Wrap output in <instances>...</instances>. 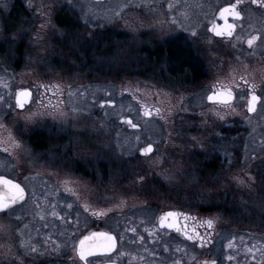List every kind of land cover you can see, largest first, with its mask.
Returning <instances> with one entry per match:
<instances>
[{
    "label": "flooded vegetation",
    "instance_id": "1",
    "mask_svg": "<svg viewBox=\"0 0 264 264\" xmlns=\"http://www.w3.org/2000/svg\"><path fill=\"white\" fill-rule=\"evenodd\" d=\"M140 2L143 8H154L160 3L159 9L174 15L208 16L206 33L217 43L215 53L222 58L216 55L218 61L210 73L206 65L193 60V69L198 74L192 84L183 85L193 87L201 84L200 81L210 82L207 98L212 94L214 101L208 102L209 105L227 114L219 119L222 127H264V8L244 0L236 9L241 13L239 18L231 13H225L222 18L221 9L235 4L236 0ZM15 11L13 16L25 15L20 7ZM229 25L234 26L232 36L227 35ZM212 28L225 34L216 36ZM6 35L2 43H8ZM253 36L257 39L249 46L248 40ZM18 90L13 105L0 103V176L20 184L26 198L12 205L15 212L11 218L0 213V264H204L205 261L218 264L219 251L240 249L238 244L227 248L228 240L223 236L227 238L224 231L230 229L228 223L242 219L222 210L220 201L224 194V207H231L228 195H234V191L226 188L230 186V170L239 165L238 161L231 162L232 156L239 159V153L222 149L211 152V160L219 166L209 183L202 180L196 168L194 174L199 182L196 184L182 185L169 173L161 178L154 175L148 185H138L131 170L119 168L118 142L114 140L111 152H105L102 136H94L89 126L60 125L49 120L26 131L22 114L30 106L34 91L31 89L30 104L19 109L15 106ZM253 93L259 100L255 111L249 112ZM140 129L139 126L135 130ZM118 130L117 126L114 132L118 134ZM105 141L103 144L108 146L109 142ZM227 144L230 146L229 139ZM199 154L194 153L189 161L197 165L194 157ZM224 175L227 177L222 180ZM138 189L142 194L137 195ZM151 190L162 191L164 203L153 201ZM202 191L208 196L204 197ZM217 191L220 192L216 194ZM5 193L10 195L9 189L0 184V196ZM170 212L174 215L168 216ZM217 214L230 222L221 227ZM209 220L211 227L207 224ZM249 235L248 254L256 259L261 257L258 261L261 264L264 247L260 245H264V239L261 235ZM106 236L113 240L109 242ZM200 238L204 239L203 245ZM81 241L86 252L91 251L85 260L79 257ZM108 243L113 244L110 251L105 250ZM30 247L36 251L32 252Z\"/></svg>",
    "mask_w": 264,
    "mask_h": 264
},
{
    "label": "rangeland",
    "instance_id": "2",
    "mask_svg": "<svg viewBox=\"0 0 264 264\" xmlns=\"http://www.w3.org/2000/svg\"><path fill=\"white\" fill-rule=\"evenodd\" d=\"M136 6L142 9L134 10ZM18 7L24 9L25 15L13 16ZM159 7L160 3L154 8H143L140 0H31V6L29 0H9L6 10L0 8V96L4 98L0 103L13 105L18 89H32L33 100L22 114L26 131L49 120L60 125L89 126L94 136H102L103 143L109 142L108 146L102 143L105 152H111L114 140L118 142L119 168L131 170L138 185H148L154 175L161 178L169 173L182 185L196 184L199 182L194 170L198 167L189 161L194 153L210 155L221 149L237 152L241 156H232L231 162L238 161L239 165L230 170V186L226 185L235 196L228 195V204L237 205L242 211L245 209L241 203L257 206L264 197V127H222L219 119L227 114L207 102L209 81L191 87L182 81L179 84L181 79L176 74V79L168 73L162 77L164 62L156 66L145 63L140 68L136 65V57L143 49L162 45L171 47L173 52H187L194 62L206 65L209 73L218 61L217 43L206 33L207 15H174ZM192 32L198 35L193 36ZM6 33L8 43H2ZM106 34L120 36L117 43L124 47L122 57L118 54L95 59L93 52L86 51L87 57L80 64L69 58L65 49L72 38L75 46H69V50L78 51L81 45L93 44L91 48H95L96 42L90 40H99ZM90 67H96L95 71ZM147 68L151 72L143 75L141 70ZM128 117L141 129L120 122ZM117 126L118 134L114 132ZM148 143L155 150L142 157L139 149ZM208 181L207 178L205 182ZM151 191L153 201L164 203L162 191ZM137 192L142 194L141 189ZM201 194L208 196L205 191ZM220 201L226 205L224 194ZM221 215L217 214V222L224 227L230 220ZM240 221L228 223L230 229L224 231L227 238L223 236L228 240L227 248L238 244L240 249L219 251L218 264H258L261 257L248 254L251 244L247 237L254 234L264 239V226L253 229Z\"/></svg>",
    "mask_w": 264,
    "mask_h": 264
},
{
    "label": "trees",
    "instance_id": "3",
    "mask_svg": "<svg viewBox=\"0 0 264 264\" xmlns=\"http://www.w3.org/2000/svg\"><path fill=\"white\" fill-rule=\"evenodd\" d=\"M119 37L120 36L116 37L113 34H106L104 37L101 38L102 41H101V39L90 40L93 43L96 42V45H94L95 48L94 47L91 48L93 44L90 45L89 47L88 46L84 47L81 45L79 47H82V48L80 50L77 49L78 51L69 50V46L70 47L75 46L74 45L75 40L72 38L70 40V43H68V42L66 43V49L65 50H67L68 54H70L69 58L75 60L76 63H79V64L84 61L83 58L87 57L85 54L89 51H90L89 52L90 54H91V52H93V54H91V56L95 57V59L103 58L106 55L107 56H110V55L111 56L112 55L118 56V54L121 55L122 53H124L123 45H121L120 43H117L118 39H120ZM107 40L110 42L106 43L105 41H107ZM102 42L104 43V44H102V46H104V47L100 46ZM87 47L89 49H87ZM90 48H91V50H90ZM175 50L173 52V49L171 47H168L167 45L166 46L162 45V46H159L156 48L143 49V51L136 57L138 59L136 62V65H138V67L139 66L142 67L145 63L146 64L150 63V64H154L156 66V65H159L160 63L162 64L164 62L167 70L164 69V72H162V77H164L168 73V75L173 79H176L175 77H179L181 79L178 81L179 84H181L182 82H184V84H192L194 76H196L198 74V72L193 69L192 56L187 54V52H185V51L180 52V51H175ZM115 53H116V55H115ZM121 57H122V55H121ZM106 65L108 67H113L112 69H114V66H112L110 64V62L109 63L107 62ZM129 67L131 68V67H135V66L129 65ZM90 69H92V72H94L96 67H92V68L90 67ZM99 70H101V69H99ZM105 70L108 71V68ZM144 70H141V71H143L142 72L143 75H148L151 72V70L149 68H147L145 71ZM174 74H176L175 77L173 76ZM115 75H116V73H115ZM181 75H182V77H181ZM194 158H195V161L197 162L198 169L200 171V175H201L202 180L206 181V179L208 178L209 182H210V178L213 176V174H215L216 168L219 165H217V164L214 165V163L211 160L209 155L199 154V156L197 155ZM216 162H218V159H216ZM263 182H264V178H263ZM263 194H264V192H263ZM249 201H251V199H249ZM250 203L249 204H242L241 203V205L245 209V211H242V209L240 207H238L237 205H235V206L232 205L231 207H224L223 206L222 210H224L228 214H231V216H233V217L241 218L242 220L240 222H247L249 224V226H251L253 229H257V228H260L261 226H264V197H262V201H260V204H257V206H256V203L253 205H251ZM234 221H236V220H234Z\"/></svg>",
    "mask_w": 264,
    "mask_h": 264
},
{
    "label": "snow or ice",
    "instance_id": "4",
    "mask_svg": "<svg viewBox=\"0 0 264 264\" xmlns=\"http://www.w3.org/2000/svg\"><path fill=\"white\" fill-rule=\"evenodd\" d=\"M244 0H236L235 4H230L229 7L226 8H222L220 11V15L223 18L225 16V13H231L234 17L239 18L241 13L240 11H237V6L243 4ZM252 4L255 5H259L260 7L264 8V0H251ZM29 6H31V0H29ZM7 7V3L6 0H0V8H6ZM172 5L169 4V8H171ZM173 23H175V21H173ZM233 25H229V31L227 32L228 36H232V31L231 29L233 28ZM211 31L215 32L216 36H222L225 33L217 30L216 28H212ZM193 36L198 35L196 32H192L191 33ZM257 39V37L253 36L248 40V44L249 46H251L253 44V42ZM229 96H231V93H228ZM17 98H16V107L19 108H23L24 107V101L20 98V97H24L27 98L29 96V93L27 90H23L20 91L16 94ZM4 98L2 96H0V100H3ZM209 100H212L213 97L209 96L208 97ZM259 100V97L256 94H252L250 97V101L248 103V111L249 112H253L255 111V104L256 102ZM6 102V101H5ZM221 119H223V117H220ZM129 124H132V121L129 120L128 121ZM133 127H136L135 124H132ZM196 139V138H193ZM141 155H148L153 153L154 149H153V145L151 143H148L147 146L145 147H141L139 149ZM141 180H143V177H140ZM234 179H237L236 177H234ZM239 183L243 184L244 181L243 180H238ZM0 184H2L3 186H5L6 188L9 189V192L11 193L10 195L8 193H5L3 196H0V213H3L4 215L8 216L9 218H11L12 214L15 212V209L12 207V205L17 204L19 201H23L25 198V190L20 186V184L18 183H14L12 180L10 179H5L3 176H0ZM168 216H172L174 215L173 213H168ZM17 219H19V217H17ZM207 224L209 227L212 226V221L209 220L207 221ZM93 235H97L96 233H93ZM99 235L101 236H105L104 233H99ZM109 242H111L113 240V238L111 236H106L105 237ZM188 239H192L191 236L187 237ZM87 239V237L85 238ZM201 239V245H203L204 243V239ZM21 246H23V242H21ZM113 247L112 243H108L105 247L106 251H110ZM30 250L32 252H35L36 249L35 247H30ZM87 255H91V251H87L84 248V242L81 241L80 242V250H79V257L81 260H85ZM229 259H231V257H229ZM174 264H178V262H174ZM204 264H208V261H205ZM211 264H215V261H212Z\"/></svg>",
    "mask_w": 264,
    "mask_h": 264
},
{
    "label": "water",
    "instance_id": "5",
    "mask_svg": "<svg viewBox=\"0 0 264 264\" xmlns=\"http://www.w3.org/2000/svg\"><path fill=\"white\" fill-rule=\"evenodd\" d=\"M92 1H94V2H102V1H104V0H92ZM110 1V0H109ZM23 90H27L28 91V93H29V96L27 97V98H24V97H20L23 101H24V107L22 108V109H24L27 105H29L30 104V102H31V99H32V90L31 89H29V88H24V89H20V90H18V92H20V91H23ZM17 92V93H18ZM209 96H212L213 97V99L212 100H209L208 98H207V101L208 102H210V103H212L213 101H214V96L212 95V94H210ZM208 96V97H209ZM16 98H17V96H16ZM16 101V100H15ZM111 105H114V103H110ZM19 108V107H18ZM19 109H21V108H19ZM129 120H131L132 122H133V120L130 118V117H128V118H125V119H122L121 121L122 122H124V121H126L127 123H128V121ZM136 125V124H135ZM134 129H138L139 128V126L138 125H136V127H133ZM153 149H154V146H153ZM11 194V193H10ZM25 198H26V193H25ZM24 198V199H25Z\"/></svg>",
    "mask_w": 264,
    "mask_h": 264
}]
</instances>
